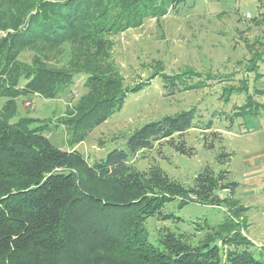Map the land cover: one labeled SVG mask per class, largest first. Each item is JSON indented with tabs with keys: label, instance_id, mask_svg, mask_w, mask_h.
I'll return each instance as SVG.
<instances>
[{
	"label": "trees",
	"instance_id": "obj_1",
	"mask_svg": "<svg viewBox=\"0 0 264 264\" xmlns=\"http://www.w3.org/2000/svg\"><path fill=\"white\" fill-rule=\"evenodd\" d=\"M180 1L0 0V98H6L0 109V264H264L250 241L227 233V226L222 236L218 229L197 245L187 233L169 228L160 232L157 242L149 238L147 219L169 218L172 214L164 209L173 200H179L180 207L195 198L224 205L235 215L245 211L235 198L238 183L229 178L227 167L206 165L187 187L158 163L141 170L131 160L165 144L194 154L186 140L196 126L193 109L135 128L127 137V149L114 148L93 164L80 150L55 145L46 133L50 122L31 115L12 120L19 98H53L75 77L73 70L49 67L37 56L32 64L21 60L24 51L78 38L103 49L105 33L139 27L149 16L160 19ZM256 59L264 58L261 54ZM194 73L162 72L165 87L193 88L185 78ZM95 75L91 83L99 87L82 96L69 119L71 146L120 110L128 94L150 84L157 72L129 84L104 71ZM262 106L249 95L235 113L245 117ZM211 128L208 124L205 129ZM211 136L210 147L223 140L221 132ZM231 155L222 150L217 158L228 164Z\"/></svg>",
	"mask_w": 264,
	"mask_h": 264
},
{
	"label": "rangeland",
	"instance_id": "obj_2",
	"mask_svg": "<svg viewBox=\"0 0 264 264\" xmlns=\"http://www.w3.org/2000/svg\"><path fill=\"white\" fill-rule=\"evenodd\" d=\"M104 38L103 49L78 38L57 47L40 45L24 51L21 60L32 64L37 56L49 67L73 70L75 77L53 98L41 94L19 98L12 120L31 115L50 122L46 133L55 145L76 148L93 164L114 148L127 149V137L135 128L193 109L196 126L188 131L186 140L194 154L165 144L131 160L141 170L158 163L187 187L206 165L227 167L229 178L238 183L235 198L245 211L235 215L224 205L206 204L193 197L182 207L179 200H173L164 209L172 214L169 218L147 219L149 238L157 242L160 232L169 228L187 233L197 245L219 229L220 236L226 231L244 236L254 254L264 258V59H256L261 54L264 58V0H181L160 19L149 16L139 27L105 33ZM101 69L107 75L121 76L127 84L157 75L142 90L129 93L120 110L71 146L69 119L82 96L99 87L91 79L103 72ZM188 70L196 74L185 82L195 87H165L162 72L173 75ZM249 95L263 106L256 114L236 115ZM5 101L0 98V109ZM208 124L211 129H205ZM214 131L221 132L223 140L210 147ZM222 150L232 154L228 164L217 158Z\"/></svg>",
	"mask_w": 264,
	"mask_h": 264
},
{
	"label": "built area",
	"instance_id": "obj_3",
	"mask_svg": "<svg viewBox=\"0 0 264 264\" xmlns=\"http://www.w3.org/2000/svg\"><path fill=\"white\" fill-rule=\"evenodd\" d=\"M247 16H248V17H251V14H250V13H248V14H247Z\"/></svg>",
	"mask_w": 264,
	"mask_h": 264
}]
</instances>
